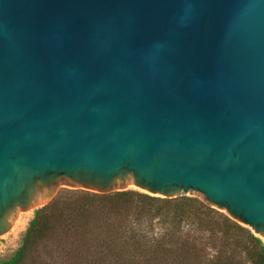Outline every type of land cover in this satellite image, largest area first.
<instances>
[{
	"label": "water",
	"instance_id": "obj_1",
	"mask_svg": "<svg viewBox=\"0 0 264 264\" xmlns=\"http://www.w3.org/2000/svg\"><path fill=\"white\" fill-rule=\"evenodd\" d=\"M63 184L264 240V0H0V237Z\"/></svg>",
	"mask_w": 264,
	"mask_h": 264
},
{
	"label": "trees",
	"instance_id": "obj_2",
	"mask_svg": "<svg viewBox=\"0 0 264 264\" xmlns=\"http://www.w3.org/2000/svg\"><path fill=\"white\" fill-rule=\"evenodd\" d=\"M65 192L0 264H264V240L198 198Z\"/></svg>",
	"mask_w": 264,
	"mask_h": 264
},
{
	"label": "rangeland",
	"instance_id": "obj_3",
	"mask_svg": "<svg viewBox=\"0 0 264 264\" xmlns=\"http://www.w3.org/2000/svg\"><path fill=\"white\" fill-rule=\"evenodd\" d=\"M130 189L136 190L138 192L146 193V194H149L151 196H159V195L151 194V193H148L144 190H141V189L137 188L136 186L128 187L126 190H130ZM66 190H82V191L93 192V191L82 189L80 187H70L67 184H63V185L59 186V190H58L59 192L55 196V198L58 197L59 195L63 194V193H66L65 192ZM181 196L195 197V198L200 199L204 203L210 205L204 199V197L201 194L196 193V192H189L188 194L181 195ZM160 197H163V196H160ZM51 202H49V203H51ZM210 206H212V205H210ZM212 207L228 216L226 211H224L222 209H218L214 206H212ZM39 208H41V206L35 207L28 212H20L17 215L16 220H15L13 226L11 227L10 231L7 234H5L4 236L0 237V263L5 261V260L10 259L12 257V255L15 253V251L18 249V247L20 246V243H21V238H22L24 232L26 231V229L29 225V222L33 219V217L35 215V211L38 210ZM239 224L244 226L245 228H248L253 233V231L249 227H247L241 223H239ZM253 234L256 235L255 233H253Z\"/></svg>",
	"mask_w": 264,
	"mask_h": 264
}]
</instances>
